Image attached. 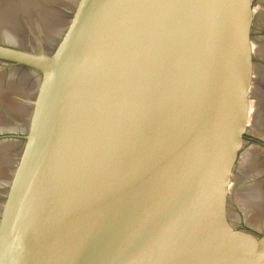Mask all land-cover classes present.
<instances>
[{"label":"water","instance_id":"1","mask_svg":"<svg viewBox=\"0 0 264 264\" xmlns=\"http://www.w3.org/2000/svg\"><path fill=\"white\" fill-rule=\"evenodd\" d=\"M258 264H264V250H263V252H262V255H261V258H260Z\"/></svg>","mask_w":264,"mask_h":264}]
</instances>
